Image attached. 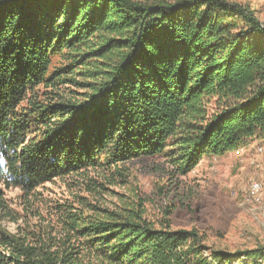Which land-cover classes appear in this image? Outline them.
<instances>
[{"label": "trees", "instance_id": "obj_1", "mask_svg": "<svg viewBox=\"0 0 264 264\" xmlns=\"http://www.w3.org/2000/svg\"><path fill=\"white\" fill-rule=\"evenodd\" d=\"M256 142L264 143V22L250 5L0 0V264L264 258V249L207 258L203 235L148 220L136 200L117 210L81 195L50 202L55 236L3 226L11 215L5 189L36 196L84 176L99 193L105 187L85 176L160 155L186 175L205 157Z\"/></svg>", "mask_w": 264, "mask_h": 264}, {"label": "rangeland", "instance_id": "obj_2", "mask_svg": "<svg viewBox=\"0 0 264 264\" xmlns=\"http://www.w3.org/2000/svg\"><path fill=\"white\" fill-rule=\"evenodd\" d=\"M228 1L250 5L264 22V0ZM53 61L54 67L60 64L59 57ZM43 92L40 90L41 98ZM260 147L264 148V143L256 142L223 157H205L186 175L177 172L166 155L136 159L121 165L120 173L85 176L105 187L99 193H94L84 176L46 184L36 196H27L20 188L5 189L11 215L3 226L22 237L55 236L54 227H50L54 223L50 202L81 195L111 210L123 207L125 202L139 201L148 220L169 221L173 230H194L203 235L207 258L213 251L235 255L264 249V190L262 205L254 202L250 192L253 182L264 181Z\"/></svg>", "mask_w": 264, "mask_h": 264}, {"label": "built area", "instance_id": "obj_3", "mask_svg": "<svg viewBox=\"0 0 264 264\" xmlns=\"http://www.w3.org/2000/svg\"><path fill=\"white\" fill-rule=\"evenodd\" d=\"M258 153L264 154V148L260 147L258 149ZM263 190H264V181L253 182L250 185V192H251V194L253 196H255L254 202L260 203L261 205H262V199H261L260 196H261ZM260 208H263V207L261 206ZM247 260L248 259L246 257H242L241 258V261H243V262H245ZM250 262H251V264H264V258L263 257H259V258L255 259V260H251Z\"/></svg>", "mask_w": 264, "mask_h": 264}]
</instances>
